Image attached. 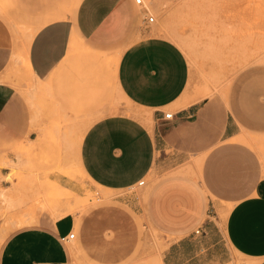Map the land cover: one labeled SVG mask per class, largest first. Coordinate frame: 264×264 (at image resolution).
<instances>
[{"label":"crops","instance_id":"1","mask_svg":"<svg viewBox=\"0 0 264 264\" xmlns=\"http://www.w3.org/2000/svg\"><path fill=\"white\" fill-rule=\"evenodd\" d=\"M1 1L0 151L40 135L46 120L34 114L36 104L89 111L94 119L76 151L88 179L118 190L138 185L154 166L165 174L149 187L146 202L150 221L172 238L163 264H228L231 256L215 253L222 243L241 264H264V99L247 96L246 89L227 101L188 92L182 49L144 28V7L161 9L175 0H144L143 6L134 0ZM113 53L116 96L146 113L109 103V69L101 62ZM21 61L34 84L29 92L12 75ZM170 109L173 118L164 119ZM54 182L74 188L51 173L48 183ZM20 195L14 177H0V231L4 208L11 211ZM224 203H230L225 218L208 213L210 204ZM35 222L6 230L0 264H76L68 246L74 237L66 239L75 227L70 212Z\"/></svg>","mask_w":264,"mask_h":264},{"label":"rangeland","instance_id":"2","mask_svg":"<svg viewBox=\"0 0 264 264\" xmlns=\"http://www.w3.org/2000/svg\"><path fill=\"white\" fill-rule=\"evenodd\" d=\"M149 13L154 20L146 22L144 28L169 38L186 55L190 67L188 92L194 97L218 96L227 101L231 93L246 89L247 96L251 92L254 98L264 99V0H175L161 9L150 8ZM117 57V53L109 54L101 62L109 69V103L115 110L146 113L116 96L112 73ZM24 65L23 61L15 64L12 75L29 92L34 84L24 76ZM34 114L46 120L38 127L40 135L34 141L11 142L0 151V167L17 165L11 176L21 194L13 211L4 208L7 231L30 225L19 224L26 217H34L35 223L44 214L56 219L61 213H69L66 209L70 204L75 236L68 246L76 264H153L155 256H162L172 240L150 221L146 209L149 187L165 174L154 166L144 185L104 189L88 179L76 161L74 142L94 119L89 111H68L39 103ZM51 173L60 175L62 185L70 182L74 188L62 195L50 191L47 179ZM36 182L45 190L37 189ZM229 205L210 204L208 213L221 219L220 213ZM215 253L231 256L228 264H241L223 243Z\"/></svg>","mask_w":264,"mask_h":264},{"label":"bare ground","instance_id":"3","mask_svg":"<svg viewBox=\"0 0 264 264\" xmlns=\"http://www.w3.org/2000/svg\"><path fill=\"white\" fill-rule=\"evenodd\" d=\"M1 1V0H0ZM1 3V5H4V4H2L3 2L1 1L0 2ZM5 3V2H4ZM5 5H6V3H5ZM4 7V6H3ZM8 6H6V8H7ZM5 8V9H6ZM8 9V8H7ZM3 10V9H2ZM12 23V22H11ZM18 23V22H17ZM15 26V25H14ZM13 26V27H14ZM18 26V25H17ZM21 28H22V26H20ZM18 29H19V27H18ZM26 29V28H25ZM22 30V29H21ZM14 31V30H13ZM33 31H31V33H32ZM34 32H35V30H34ZM30 35V34H29ZM31 37V36H30ZM27 40H29V39H27ZM85 51V50H84ZM16 55H17V53H16ZM260 55V54H259ZM258 55V56H259ZM15 56V55H14ZM256 56V55H255ZM19 58V57H18ZM253 59V58H252ZM254 59H255V57H254ZM264 59V58H263ZM15 60H17V59H15ZM258 61H262L261 59H258ZM15 63H16V61H15ZM26 64V63H25ZM28 64H26V66H27ZM29 67V66H28ZM28 69V68H27ZM28 71H30V70H28ZM207 93V92H206ZM145 112H146V110H145ZM100 113V112H99ZM148 113V112H147ZM132 114V113H131ZM140 114V113H139ZM149 115V114H148ZM142 117V116H141ZM143 120L148 124V126L149 127H151V120H150V118L148 117V116H144V118H143ZM91 121H92V119H91ZM85 125V124H84ZM88 127V126H87ZM86 127V128H87ZM85 131V130H84ZM82 136L83 135H81L79 138H77L76 140H75V142H74V144H75V147H76V151L78 150V147H79V144H80V141H81V138H82ZM78 137V136H77ZM240 137V136H239ZM244 138L246 137L245 135L243 136ZM252 137H254V136H252ZM263 137V136H262ZM76 138V137H75ZM255 138V137H254ZM258 138V137H257ZM40 139V138H39ZM241 139H242V137H241ZM246 139V138H245ZM248 139V138H247ZM250 139H251V137H250ZM262 139V138H261ZM263 139H264V137H263ZM262 139V140H263ZM254 140V139H253ZM250 142V141H249ZM258 143V142H257ZM264 144V143H263ZM33 145V144H32ZM258 145V144H257ZM29 148H30V146H29ZM260 148H261V146H260ZM262 149V148H261ZM73 153V152H72ZM74 157H75V155H74ZM66 160V159H65ZM65 162V161H64ZM10 167H11V172L12 171H15L16 169H17V165H13V164H8ZM79 166V165H78ZM1 168V167H0ZM79 169L81 170V172L86 176V174H85V172L80 168V166H79ZM14 175H15V172H14ZM0 177L1 178H3V179H10V177H11V173H9V174H1L0 173ZM47 181H48V179H47ZM48 183V182H47ZM50 186H51V189H50V191H52V192H54L55 194H59V195H62L63 193H65L66 192V190L63 188V186H61L60 184H55V183H50ZM105 189V188H104ZM104 191V190H103ZM49 192V191H48ZM67 193V192H66ZM105 193V192H104ZM52 195V194H51ZM65 195V194H64ZM98 195V194H97ZM106 195V194H105ZM47 196V195H46ZM104 196V195H103ZM51 197V196H50ZM53 198V197H52ZM55 198V197H54ZM106 199H108V198H106ZM50 200H51V198H50ZM109 200V199H108ZM104 201V200H103ZM52 202V201H51ZM53 203V202H52ZM58 203V202H57ZM50 204V203H49ZM66 206V205H65ZM59 210V209H58ZM69 210H71V208H70V204H68L67 205V209H66V211H68V212H70ZM72 211H74V210H72ZM220 212V211H219ZM61 214H64V213H61ZM221 214V217L223 218H225V215H226V210L224 211V212H222V213H220ZM26 216V215H25ZM20 221V223L19 224H23V223H26V222H34L35 221V218L34 217H30L28 220L26 219V218H24V219H21V220H19ZM141 221V220H140ZM143 221V220H142ZM151 227V226H150ZM152 229V228H151ZM4 230L6 231L7 230V225L6 224H3V226H2V229H1V231H0V240L2 239V237H3V232H4ZM153 230H155V229H152V231ZM166 244V243H165ZM159 245V244H158ZM161 245V244H160ZM167 247V246H166ZM163 248H165V247H163ZM76 249V248H75ZM160 249V248H159ZM162 250V249H161ZM77 259V258H76ZM80 261V260H79ZM82 261V260H81ZM153 262V264H163V261H162V259H161V255L160 254H157L156 256H155V258H154V261H152Z\"/></svg>","mask_w":264,"mask_h":264},{"label":"built area","instance_id":"4","mask_svg":"<svg viewBox=\"0 0 264 264\" xmlns=\"http://www.w3.org/2000/svg\"><path fill=\"white\" fill-rule=\"evenodd\" d=\"M135 1V3L136 4H138V5H144V0H134ZM145 9H144V14L146 15V22L147 23H149V22H152L153 20H154V17L149 13V9H147V7H144ZM145 22V23H146ZM173 113L172 112H163V114H162V117L164 118V119H172L173 118ZM144 183H145V180L144 179H142V180H140L139 182H138V185L139 186H141V185H144ZM73 237H74V233L72 232V233H70L69 235H68V237L66 238V237H63V238H66V239H73Z\"/></svg>","mask_w":264,"mask_h":264}]
</instances>
